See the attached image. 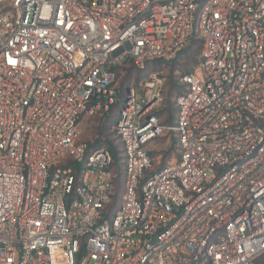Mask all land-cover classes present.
Here are the masks:
<instances>
[{
	"label": "built area",
	"instance_id": "built-area-1",
	"mask_svg": "<svg viewBox=\"0 0 264 264\" xmlns=\"http://www.w3.org/2000/svg\"><path fill=\"white\" fill-rule=\"evenodd\" d=\"M195 41L174 126L161 72L128 88L105 216L111 155L80 121L115 102L114 67ZM165 129L178 157L144 177ZM0 264H264V0H0Z\"/></svg>",
	"mask_w": 264,
	"mask_h": 264
},
{
	"label": "trees",
	"instance_id": "trees-1",
	"mask_svg": "<svg viewBox=\"0 0 264 264\" xmlns=\"http://www.w3.org/2000/svg\"><path fill=\"white\" fill-rule=\"evenodd\" d=\"M200 49V41H195L183 51H181L176 58L167 61L165 63L160 62H152L147 65L144 70L136 69L132 63V61H127L123 65H119L114 67L113 70L115 75L118 76V71H123L124 76L119 84L116 83L115 79V88H116V100L110 106L107 111L99 112L93 116L98 117V124L95 126V131L92 133L93 139L85 138L81 133V139L86 142L88 150H92L94 148L103 147L110 152L111 155V165L110 169L112 171V189L110 193V200L107 203L104 215L110 216L115 214L117 211L121 199L122 194L124 191V156H123V146L122 142L120 141L119 136L116 133V121L118 119L120 110L123 106V102L125 99L126 92L128 90L127 85L124 86L125 80L129 79L131 72L133 69H136L140 72L137 75L136 83L132 86L139 87L141 85L142 72L143 74L146 73L148 70L152 71H160L164 68L170 67V72L167 77L166 85L167 90L165 95L163 96L161 102L163 103L162 109L158 110V107L155 109L154 114L160 119L161 123L165 126H174L176 122V114H177V107L175 104L176 96L183 92L184 85L181 82V75L183 73L192 72L195 70L196 66L198 65L199 58H193L192 55H196L199 53ZM183 57L185 70L182 73L174 75L175 67L179 59ZM192 61V62H191ZM191 63V64H190ZM128 65V68H124V65ZM179 66V65H178ZM151 72V71H150ZM141 76V77H139ZM163 95V91H162ZM169 97H173L172 101H170ZM168 138L170 141L169 150L175 149L176 150V157H178L179 150H178V137L177 132L173 129H165L160 135L153 138L150 143H155V141L159 138L165 139ZM160 152V151H159ZM158 151H150L148 150V154L152 159L151 167L144 171V177H148L153 172L159 171L165 165H167L166 161L169 159V154L166 152L160 157L158 163H155L154 156L155 154L159 153ZM80 166H77V168Z\"/></svg>",
	"mask_w": 264,
	"mask_h": 264
},
{
	"label": "rangeland",
	"instance_id": "rangeland-1",
	"mask_svg": "<svg viewBox=\"0 0 264 264\" xmlns=\"http://www.w3.org/2000/svg\"><path fill=\"white\" fill-rule=\"evenodd\" d=\"M198 55L199 53H197L196 55H192L191 57H193L194 59L198 58ZM192 62V61H191ZM191 64V63H190ZM179 65V66H178ZM184 65V61H183V57L181 56V58L179 59L178 63H177V66L175 67V71H174V75L176 74H179V73H182L183 70H185V66ZM128 68V65H124V68ZM151 71V72H150ZM158 72H161L162 73V76L165 78L164 81H163V85H162V91H163V95H162V98L163 96L165 95L166 93V90H167V77H168V74L170 72V67L169 68H164ZM124 73L123 71H118V76L116 75V83L119 84L122 80V77L124 76ZM150 73H152V70H148L146 73L143 74V72L141 73L142 74V78L143 80H141L140 82L143 83L145 80H147L149 78V75ZM140 72L136 69H133V71L131 72V75L129 77V79L125 80V85H127V88H129L130 86L134 85V84H137L136 83V78H137V75H139ZM141 77V76H139ZM170 98V101H172L173 97H169ZM158 107V110L162 109L163 107V103L160 102V104L157 106ZM98 124V117L97 116H85L82 118V120L80 121V129H81V133L82 135L88 139L90 138L91 140L94 138L92 133L95 131V126H97ZM169 144H170V141L168 140V138L166 137L165 139H162V138H159L155 141V143H149L148 144V150H152V151H155V152H159L158 154H155L154 156V159H155V163L157 164L158 161L160 160V157L162 155V152L163 154L166 152L167 154H169V159L168 161H166V163L168 164L169 162H171L172 160L175 159L176 157V150L174 149H170L169 150ZM175 156V157H174Z\"/></svg>",
	"mask_w": 264,
	"mask_h": 264
}]
</instances>
